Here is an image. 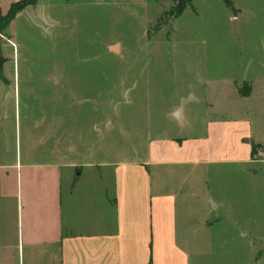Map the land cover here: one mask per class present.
Returning a JSON list of instances; mask_svg holds the SVG:
<instances>
[{
  "label": "rangeland",
  "instance_id": "rangeland-1",
  "mask_svg": "<svg viewBox=\"0 0 264 264\" xmlns=\"http://www.w3.org/2000/svg\"><path fill=\"white\" fill-rule=\"evenodd\" d=\"M17 1L0 0L4 16ZM233 2L231 8L225 0H194L170 18L173 0H39L9 23L2 18L0 164L25 160L29 130L36 135L50 124L59 136L60 123L74 129L88 122L91 105L98 107L99 147L113 152L107 162L144 158L159 132L202 135L212 119L247 120L263 146L255 147L261 153L253 162L196 166L202 173L195 172L193 183L220 205L206 204L212 224L203 226L207 210L200 219L194 195L190 232L196 244L199 232L210 236L192 264H264V0ZM52 105L61 108L43 110ZM172 109L173 122L165 115ZM235 135L231 125L217 139L230 147ZM15 224L0 241L8 247ZM10 252L7 264H17Z\"/></svg>",
  "mask_w": 264,
  "mask_h": 264
},
{
  "label": "crops",
  "instance_id": "crops-1",
  "mask_svg": "<svg viewBox=\"0 0 264 264\" xmlns=\"http://www.w3.org/2000/svg\"><path fill=\"white\" fill-rule=\"evenodd\" d=\"M241 80L253 83L251 78ZM60 108L43 110L55 113ZM75 109L81 113L83 106ZM97 111L91 105L90 123L74 129L60 123L59 136L50 124H43L36 135L29 130L32 148L25 160L19 162L17 156L15 164H0V241L16 223L14 245L0 242V264H7L9 250L17 264H192L199 244L209 243L210 236L206 229L199 232L196 244V233L190 232L195 227L190 209L194 195L200 196L199 212L204 211L200 219L207 210L203 226L212 224L206 204L220 205L210 200L206 187L193 183L195 172L202 173L196 166L251 163L261 153L255 147L263 149L247 120L215 118L202 135L159 132L144 158L139 153L127 162H107L112 151L99 147L93 121ZM174 111H165L172 122ZM231 125L237 143L229 147L217 136Z\"/></svg>",
  "mask_w": 264,
  "mask_h": 264
},
{
  "label": "trees",
  "instance_id": "trees-1",
  "mask_svg": "<svg viewBox=\"0 0 264 264\" xmlns=\"http://www.w3.org/2000/svg\"><path fill=\"white\" fill-rule=\"evenodd\" d=\"M39 0H20L17 2H12L9 12L4 16L1 11L0 6V26H2L1 20L2 18H6L7 23H9L19 12L24 10L28 5L37 3ZM194 0H175L174 5L170 10H168L167 14L170 15V18L179 17L183 14L187 6L191 5ZM228 7L233 8L234 2L233 0H225ZM161 19V17H160ZM149 264H152L151 262Z\"/></svg>",
  "mask_w": 264,
  "mask_h": 264
},
{
  "label": "water",
  "instance_id": "water-1",
  "mask_svg": "<svg viewBox=\"0 0 264 264\" xmlns=\"http://www.w3.org/2000/svg\"><path fill=\"white\" fill-rule=\"evenodd\" d=\"M111 49H116V47H113ZM5 61H6V59L3 55V52L0 50V69L3 67ZM176 115H177L179 121H182V110L181 109L177 112Z\"/></svg>",
  "mask_w": 264,
  "mask_h": 264
}]
</instances>
